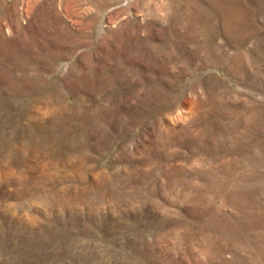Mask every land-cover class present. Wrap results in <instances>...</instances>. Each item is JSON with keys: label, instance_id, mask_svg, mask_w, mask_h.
Here are the masks:
<instances>
[{"label": "rangeland", "instance_id": "1", "mask_svg": "<svg viewBox=\"0 0 264 264\" xmlns=\"http://www.w3.org/2000/svg\"><path fill=\"white\" fill-rule=\"evenodd\" d=\"M0 264H264V0H0Z\"/></svg>", "mask_w": 264, "mask_h": 264}]
</instances>
